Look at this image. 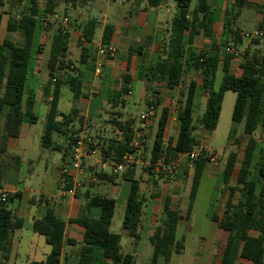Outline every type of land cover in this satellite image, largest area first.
Listing matches in <instances>:
<instances>
[{"label": "trees", "instance_id": "obj_1", "mask_svg": "<svg viewBox=\"0 0 264 264\" xmlns=\"http://www.w3.org/2000/svg\"><path fill=\"white\" fill-rule=\"evenodd\" d=\"M13 1V8L21 4V0ZM72 1L74 4L76 0ZM161 1L149 0V4L157 7ZM66 2L67 0H46L44 9L40 10L39 0H28L27 5L17 10V14L10 15L6 31L8 34L20 33L22 44L16 45L10 39H5L0 44V119L4 121V134L0 135V157L5 151L7 140L19 137L22 124L26 119L31 124L38 120L34 113L35 97L26 90L28 70L38 28L37 18H52L56 15L59 4ZM192 2L193 0H176V14L172 21L169 39L164 46L163 56L159 58L155 66L154 76L148 84V91L151 90L154 82L162 84L170 91L181 87L177 114L181 126L177 143L175 147H164L163 132L168 110L162 109L150 162L156 164L158 161H163L167 164L180 154L192 153L199 145L196 138L197 130L213 133L218 127L225 94L227 92L236 93L232 114L234 128L229 134L228 141H232L238 132L235 125L242 123L243 133L249 136L250 140L246 145L234 186H231L230 182L236 170L238 154L232 151L227 158L222 182L227 188L229 198L222 220L220 221L218 216H214L213 220L220 221V228L227 234L222 264H235L239 259L247 260L252 264H264V149H260L254 140L259 127L264 128V52L257 48L247 49L243 55L240 76H235L230 72V63L235 57L233 54H225L222 61V55L218 51L214 55L203 51L197 53L192 47L195 39L199 36L201 29H204L206 37L211 36L212 19L209 18L208 0H198L197 6L191 11ZM2 4L0 0V5ZM251 5L248 0H233L228 6L223 22L222 48L227 49L231 44L238 47L242 43V31L236 24L243 10ZM261 11L263 20L258 26L264 30L263 6H261ZM201 14H203V20L200 19ZM96 26L97 23L91 20L84 27L80 65H86L90 59L84 44L92 43ZM52 31L48 60L50 81L45 89L46 98L52 95V100L50 111L45 119L41 147L46 150L61 151L62 146L55 145L53 137L56 134L65 136L70 145L76 142L80 137L78 136V132L81 131L79 127L84 124V101L87 95L78 74L66 75V84L73 93L72 107L66 113L59 110L61 88L65 79L60 76V71L68 68L66 58L69 34L60 28H52ZM113 32L112 25L105 28L103 45L111 44ZM254 43H259V40L254 39ZM215 48L220 49L219 46ZM41 51L39 48L38 53ZM129 53L130 55L141 54V49L132 48ZM220 69L223 78L219 89L216 90L214 86ZM192 70L202 77V88L207 93L206 108L201 119H196L194 116V99L198 84L191 81L187 85L185 82L188 72ZM122 78L127 85L130 83L128 75ZM127 85L120 90L122 96L130 92ZM119 103L123 109L127 105L124 99H121ZM147 104L150 105L149 100ZM117 116L122 118L123 114L118 113ZM112 123L118 132H122V141L111 139L103 147V152L106 154V160L119 164L126 154L133 151L130 144L134 138L132 129L134 122L119 119ZM257 152L259 154L256 156ZM210 155L204 147L202 156L195 161L189 194V212L210 163ZM13 159L18 161L16 158ZM135 171V166H132L122 175L124 180L133 184L127 200L122 227L130 238L138 242L145 197L139 192L138 182L134 179ZM98 176L101 180L106 179L105 175ZM3 183L4 171L0 167V190L3 189ZM237 196L238 201L235 203L234 199ZM14 197L10 195L5 202L0 196V264H5L9 260L13 247V234L24 226V220L8 208V204L13 201ZM87 205L88 209H98L99 216L92 217L83 214L70 220V223L85 229L78 264H137L132 254L122 253V236L111 230L116 208L115 201L105 195H96L89 199ZM164 215L163 225L151 238L153 255L150 264H158L160 258L168 260L173 253L182 254L185 248L184 239L176 240V230L181 216L177 211L171 210L169 199L165 201ZM65 228V222L51 210L47 211L42 219L33 222V232L45 237L47 244L52 247L51 255L41 264H59ZM251 231L258 233V236L252 237ZM68 243L76 245V242L72 240H68Z\"/></svg>", "mask_w": 264, "mask_h": 264}, {"label": "crops", "instance_id": "obj_2", "mask_svg": "<svg viewBox=\"0 0 264 264\" xmlns=\"http://www.w3.org/2000/svg\"><path fill=\"white\" fill-rule=\"evenodd\" d=\"M1 1L3 4L0 5V13H2V7L5 4L3 0ZM125 1L126 3H128V6H130V13L124 11V2H121V5L117 6L114 3L116 2V0H76L74 4L72 0H67L68 3L66 2L67 4L65 5L64 10L73 16V20L67 17L59 18V15H57V13L49 19L38 17V28L35 35L32 60L28 70V80L26 87L27 93H31L34 95L35 104L37 102H40L37 97L38 92H40L41 90H43V96L46 98L45 89L50 81V75L48 69V61H46L44 57L45 52L47 51L49 52L50 56V42L53 32L52 28H60L62 31H65L69 34V48L66 58L68 68L62 71L63 73L60 71V76L63 77L66 73V70L70 68V53L77 47L80 50L79 59H81V42L84 39V27L88 21L94 20L97 23V26L95 29L93 41L92 43L84 44V47L88 50L90 59L86 65H81L76 74H74L79 75L83 90L87 95V99L84 101V128L90 125L98 126L102 121H105L106 119L104 120L102 116L104 112H107L106 110L108 109V107L106 106L108 104L110 106L117 105L119 104V101L121 99H124L126 103L128 101V104L132 102V99L135 95V89L139 85V88L142 89L143 103L145 101L147 103V100H149L150 105H156L157 103L156 114L152 119L151 125H153V122H156V125L158 127V120L161 114V110H168L166 125L163 132V140L164 144L166 143L171 147H175L181 126V123L177 117L180 98L179 92L181 90V87L170 91L163 87L162 84L154 82L151 85V90L148 91V84L154 76L155 66L159 58L163 56L162 54L164 51V46L169 39L172 21L176 14V11H173L176 10V0H162L160 5L157 7L150 6L149 0ZM248 1L252 4L250 7L253 6L255 8V6L259 5L254 4L252 0ZM22 2L23 0H21V4ZM195 2L196 7L198 4V0H195ZM232 2H229L228 0H208L209 18L212 19V23L210 26L211 36L206 37L204 29H201L199 36L196 37L194 45L192 46L194 50H199L197 42H200L203 37L205 41L211 42L212 39H215L219 40L220 42L218 43L221 44L225 13L228 6ZM11 3V9L7 13L8 19L5 22L4 26L5 32H7L6 27L10 15L13 14V9H15L12 7ZM45 4L46 1L44 3V6L41 7V4L39 3L40 10L44 9ZM61 4L63 3H60L59 6ZM193 9L191 8V11ZM64 18H67L70 21V24L67 27H64L62 25V21ZM200 19L203 20V14L200 15ZM221 24L222 27L219 30L218 34H215L217 26H220ZM50 25H54L51 28L50 33L49 31L45 32L42 30V28L46 29ZM110 25L114 27L113 37L110 45H113L117 48V56L119 55L114 59H108L98 55V50L104 46L103 36L105 28ZM97 30H101V35L99 38H97ZM218 36L221 37L219 38ZM5 39L9 38L3 37L0 40V44H2ZM39 48L42 50L41 53H38ZM132 48H140L141 54L130 55L129 50ZM202 51L207 52L208 50L203 47ZM208 53L214 55L217 52ZM226 53L228 52L226 51ZM236 57L237 56H235L231 60L230 72L235 76H240L242 72L243 59H241V61L236 60ZM41 61H45V64L39 66L38 63H41ZM90 63L94 65L93 68L89 67ZM237 65L238 71L234 72L233 68ZM44 67L45 69H47V75L44 74ZM97 69L100 70L99 73H96ZM219 71H221V69ZM218 73L216 80L218 78ZM197 74V79L194 78L193 80H190V82L195 81L198 84V88L195 92L194 111L196 114V110H198L203 105L202 115H204V108H206L207 102V93L202 88V77L199 75V73ZM125 75H128L130 77V83L128 85L122 78ZM188 75L192 74H187L186 76L185 82L187 85L190 83L187 82ZM41 78H47L46 84H41L38 82V80ZM126 85L130 90L128 95L116 97V92H114V89L118 91ZM88 90H90V94L88 93ZM151 91L153 92L152 95H150ZM106 93L107 95H105ZM94 94H97L96 98H94ZM40 100L42 101V99ZM48 100L51 101L52 97H49ZM133 105H135V103H133ZM49 111L50 106L47 107L46 116ZM261 128L263 127L260 126L259 129ZM201 131L204 132L203 130ZM3 134L4 132H0V135ZM21 134L18 138H9L7 140L5 148L8 156H10L11 158H16L18 160H15L17 164V168H15V170L18 173L21 170L20 165L22 161L20 160V157L18 156V154H16V152L21 148L26 149V144L20 146V139L21 137H23L24 141L26 142V138L29 136L28 132H26L25 134L21 132ZM85 134L86 132H78V136H83ZM155 134L156 132H154L152 141L153 143ZM117 135L118 137L115 139L118 142L122 141V132H117ZM55 136H57L58 141L57 139H54ZM54 137V144L61 145L62 149L61 151L48 150L51 154L50 159L45 163L41 186L43 187L46 178L54 177L57 183L58 193H54L53 195L40 191L38 192L40 194V198L38 199L36 197L30 196L24 198L22 190L18 187L19 185L17 184L11 186V189L3 188L2 190H0V193L6 191L8 192L9 196H15L13 201L8 204V208L19 218L24 220L23 228L15 231L13 234L12 252L9 260L5 264H41L47 260L48 256L52 253V247L47 244L45 237L44 240H41V238L38 237L41 235L33 232L32 224L35 220L42 219L45 216L46 212L49 210L53 211L55 215L66 224L64 244L59 264H78L80 249L83 245L85 229L77 224L70 223V220L78 218V216L81 214H88L92 217H98L100 211L95 208L88 209L87 205L89 199L96 195H105L115 201L116 208L113 221L118 215L121 220L120 227L123 231V235L120 233L118 234L122 236V239L124 235H126L130 239L125 242L124 247L122 246L121 240L122 253L132 254L135 257L137 264H150L153 252L150 257H147L150 261L145 263L144 260L147 254V244L148 242L151 243V238L163 225V222L165 220L164 206L167 199H169L170 201L171 210L177 211L181 216L176 230V240L179 241L181 239H184L185 248L182 254L177 255L173 253L168 260L160 258L158 264H222L223 250L226 244L227 234L220 228V221L224 216L226 202L229 198V193L223 182L218 197L216 195L211 197L208 208L204 212L203 216H201L200 214L197 215L195 213L198 194L191 211L189 212L187 207V211L186 213H184L183 208H185L187 192L190 188L189 184L186 186L185 192L182 195H179L181 193L183 185L178 177V179H176V181L171 184L169 189H165L168 194L162 199V197H160L158 193L153 194L152 191L150 193H147V186L144 188L143 185L142 173L148 170V172L150 173L149 180L151 181V184L153 186H157L159 184L160 176H162L164 180H170L173 179L175 175L181 171H183L184 174H190L192 177L195 165H191L189 163L185 154H180L175 157V159L178 160V166L170 175H165V173L161 171V168H157L155 166L148 169L135 166L136 171L134 179L138 182L140 194L144 195L145 197L142 224L139 230L140 240L138 242H135L127 235V232L124 231L122 227L127 200L131 194L133 184L132 182H128L122 178V175L125 172L120 174L121 176H119L118 173H115L112 168V164L114 163L112 161L106 160V154L103 152V147H105V144L110 140L102 141V144L100 145V151L96 155L88 157L83 161L82 170L80 172H73L76 178V182L78 183V186H75V183H73L72 181H67L66 183H62L61 181V170L63 166L70 163L71 151L74 144L70 145L69 142L66 141L65 136L56 134L54 135ZM153 143L150 147V155L146 160L148 162H150ZM53 153H58V157L54 156ZM103 163L107 164V168H105L104 170L102 169ZM208 168H210V172L212 167L209 164L207 166V169ZM28 174H34V169H30V171H28ZM100 174L105 175L106 179L101 180L98 176ZM94 175H96L95 177L98 176V181L92 183L90 180ZM154 175H157L158 178H155ZM216 179L217 178H214V180ZM230 185L234 186L232 185V179ZM222 187H224L225 189V191L223 192L221 191ZM18 194L20 196H18ZM14 200H19V202L15 204ZM237 201L238 196L234 199L235 203H237ZM214 216H218L220 221H214ZM180 229H182V233L180 236H177L178 230ZM250 235L252 237H257L258 233L251 231ZM68 240L75 241L76 245L69 244ZM124 250L126 251V253ZM235 264L252 263L244 259H239Z\"/></svg>", "mask_w": 264, "mask_h": 264}, {"label": "rangeland", "instance_id": "obj_3", "mask_svg": "<svg viewBox=\"0 0 264 264\" xmlns=\"http://www.w3.org/2000/svg\"><path fill=\"white\" fill-rule=\"evenodd\" d=\"M45 1L46 0H39L41 7L44 6ZM228 1L232 2V0H228ZM3 2L5 4L2 7V13H0V40L3 37H6V38L11 39L15 44L21 45L22 38H21L20 33L17 32L14 34H8L4 30L5 22L8 19L7 13L11 9L10 3L11 2L13 3L14 1L13 0H3ZM121 2L125 3L123 4L124 11L130 13L131 11L130 6H128V3H126L125 0H118V1L116 0V2L114 3L117 6H120ZM252 2L254 4H259V5L255 6V8L253 6L249 8H245L236 24V26L242 31L241 32V36L243 39L242 43L238 45V47H236L233 44H231L229 47L235 50V54L238 55L236 57V60H240V61L241 59H243V55L247 49L254 50L257 48L264 52V36L262 38H256L257 40H259V43L257 44L254 43V39L248 40L245 38L246 34L253 33L255 30L259 29L258 24L263 20V12L261 11L260 5L262 6L264 4V0H252ZM67 3L65 4L63 3L59 6V8L57 9V15H59V18L67 17L73 20V16L64 10V7ZM27 4H28V0H23L22 4L17 5V7L13 9V14H17V10H19L22 5H27ZM195 5H196V2L194 0L192 2L191 8L193 9ZM173 11H176V10H173ZM53 26L54 25H50L46 29L42 28V30L45 32L49 31L50 33V30ZM221 27H222V24L220 26H217L215 30L216 32L215 34H218ZM100 35H101V30H97V38H99ZM218 42L220 41L215 40V39H212L211 42L205 41L203 37L200 42H197V46L199 49L197 50V53H200L203 47L208 50L207 52L214 53L218 51L219 54L222 55L221 60L223 61L225 54H227L226 53L227 50L224 47L222 48L221 44ZM215 46H219L220 49L217 50ZM79 54H80V50L78 47L70 53V56H69L70 68L66 70V73L63 76L65 77V79H64V85L62 88V95L60 98L61 100L59 103V108H60L59 110L65 113L70 110L71 100H72V93L69 91L68 85L66 84V75L76 74L77 70L81 66L80 61H79L80 60ZM44 59L48 61L49 59L48 51L45 52ZM44 64H45V61H41V63H38L39 66L44 65ZM89 67L93 68L94 65L90 63ZM233 71L234 72L238 71V65L233 68ZM44 74L47 75V69H45ZM188 74H192V75H188L187 77L188 83L190 82V80H193L194 78L197 79L198 77V74L195 73V71L193 72V70L190 71ZM222 77H223V73L219 71L218 78L214 86L216 90L219 89L220 87ZM38 82L41 84H46L47 78L46 79L41 78L38 80ZM114 92H116L115 93L116 97L118 96L122 97V95L120 94V90L117 91L114 89ZM88 93L90 94V90H88ZM152 94L153 92L151 91L150 95ZM105 95H107V93ZM96 96L97 94H94V98H96ZM50 97H52V95ZM37 98L40 101V102H37L34 107V113L38 117L37 122L34 124H31L28 121V119H26L23 122L22 127H21V132H23V134L28 132L29 136L26 138L27 140L26 142L24 141L23 137H21L20 139L21 140L20 146L26 144V149L21 148L20 150H17L16 152V154H18V156L20 157V160L22 161L20 165V169H21L20 172L18 173L15 170V168H17L16 167L17 164L14 159H12L10 156L7 155L6 151H4L1 154L0 167L4 171V183H3L4 189H11V186H14L15 184H17L19 185L18 187L22 190V194L24 198H27L28 196H30V197H36L39 199L40 194L38 192L40 191H43L44 193H47V194L54 195V193H58V190H57V183L54 177L46 178L44 181L43 187L41 186L42 179H43V173L45 169V163L50 159V154H51L50 151L43 149L41 147V138L44 134V129H45L46 111H47V107L51 106V101L48 100V98H45L43 96V90L38 92ZM40 99H42V101ZM235 101H236V93L227 92L225 95L224 103H223L219 125L215 132L208 133V132H202L200 129L197 130L196 138L199 144L197 151H200V150L202 151V147H205V149L211 154L210 156L212 155L217 156V159L214 163L212 162L209 163V165L212 167L211 171L209 172L210 168H208L201 181L199 193H198V201H197V206H196V211H195L197 215L200 214L201 216H203L204 212L208 208V204L210 202L211 197L214 195L218 197V194L220 193V189L222 185L221 176L223 174V170L225 168L227 158L230 152L232 151H235L238 154L236 172L234 173L232 177V185L236 184L237 172L239 170L241 161L243 159L246 145L249 142L250 138L249 136L243 133L244 125L242 123L239 125H235L238 132L234 135V138L232 139V141L230 142L228 141L229 134L231 130L234 128V125L232 122V114H233ZM133 103H135V105H133ZM148 106L149 105L146 103V101L143 103L142 89L139 88V85H138L135 89V95H134V98L132 99V102L128 104V101H127V106L124 109L121 107L120 103L117 105H111V106L108 104L106 106L108 107V109L106 110L107 112H104L102 116V118L106 120L102 121L98 126L90 125L84 128V126L82 125L81 127H79L81 130L80 132H86L85 136L94 138V140L101 145L102 141L104 140L108 141V140L115 139L118 137L117 135L118 130L112 123L114 120H119V119L123 121L132 120V122H134V125L132 128L136 130L140 126V123H141L140 115L145 112ZM119 112L123 114L122 118H118L117 114ZM202 112H203V105L198 110H196L195 118L201 119L203 117ZM3 123L4 121L0 119V132H3V126H4ZM150 124H152V122ZM156 130H157L156 122H153V125H150L149 131H148V136H147L148 143L146 144L147 148L145 147V150L146 149L147 150H146V153L144 152V156H147V157H144V160H147L150 155V147L152 146L154 132H156ZM54 139L56 140L57 136H55ZM254 140L258 143V146L260 147V149L261 148L264 149V129L263 128L258 130V132L254 136ZM258 154L259 153L257 152L256 156ZM53 155L58 157V153H53ZM30 169H34V174H28V171H30ZM119 176L121 175L119 174ZM149 176H150V173L148 172V170L142 173V181H143L144 188L147 186L146 188L147 193H150L151 191L153 192V194L158 193L159 196L162 197V199L164 198V196L168 194V192H166L165 189H169L171 184L174 181H176L178 177L180 179V182L183 185V188L181 189V193L179 195H182L185 192L186 186L189 184L190 188L187 192L185 208H183V212L186 213L187 207H188L189 193L191 189V180H192L191 175L184 174V172L181 171V172H178L175 175V177L170 180L169 179L164 180L163 177L160 176L159 184L157 186H153L151 184V181L149 180ZM154 176L155 178H158L157 175H154ZM214 178H217V179L214 180ZM221 191L222 192L225 191L224 187H222ZM18 202L19 200H16V201L14 200L15 204H17ZM81 215H79L78 217H80ZM120 221L121 220L119 216L117 215L113 221L111 230L114 233H120L123 235V231L121 230V227H120V224H121ZM181 233H182V229L178 230L177 236H180ZM38 237L41 238V240H44V237L42 236H38ZM128 240L130 239L126 235H124L122 239L123 247H124L125 242ZM152 252H153L152 244L148 242L147 254L144 259L145 263L150 261L149 258L147 257H150L152 255Z\"/></svg>", "mask_w": 264, "mask_h": 264}, {"label": "built area", "instance_id": "obj_4", "mask_svg": "<svg viewBox=\"0 0 264 264\" xmlns=\"http://www.w3.org/2000/svg\"><path fill=\"white\" fill-rule=\"evenodd\" d=\"M264 7V4L262 5ZM70 21L67 18H64L62 21V25L64 27L69 26ZM264 36V30L257 29L253 33L246 34L245 38L248 40L256 39V38H262ZM227 52L229 54H233L234 56H238L235 54V50L233 48H227ZM118 50L113 45L103 46L98 50V55L104 58L108 59H114L117 56ZM100 70L97 69L96 73H99ZM156 114V106L150 105L145 110L144 113L140 115V126L135 130L133 129L134 138L130 144V147L132 148V152L126 154L122 162L119 164H112L113 171L118 174H122L126 171V169L132 167V166H139L143 167L145 169L151 168L153 166L157 168H161V171L165 173V175H170L178 166V160L174 158L172 159L169 164L163 163V161H158L156 164H152L151 162H148L144 160V152L145 147L147 144V136L148 131L150 127V123L152 122L153 117ZM164 144V140H163ZM164 147H169V144H164ZM101 149V146L98 142L94 140L92 137L88 136H80L76 142L73 145L72 151H71V159L70 163L63 166L61 170V181L62 183H66L67 181H72L75 183V186H78V183L76 182V178L74 175V171H81L82 170V163L83 161L91 156L96 155ZM204 147H202V151H197L198 147L190 154H185L186 158L188 159L189 163L191 165H195V161L198 160L203 153ZM217 159V156L212 155L210 156V162L214 163ZM107 168V164H102V169L104 170ZM92 183H95L98 181V178L93 176L90 180ZM1 199L3 201H7L9 198V194L6 191H3L0 193Z\"/></svg>", "mask_w": 264, "mask_h": 264}]
</instances>
